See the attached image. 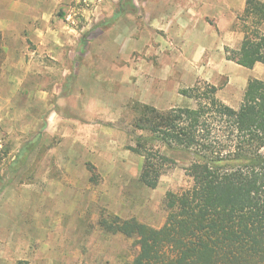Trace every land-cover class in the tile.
<instances>
[{"label":"rangeland","instance_id":"374dc122","mask_svg":"<svg viewBox=\"0 0 264 264\" xmlns=\"http://www.w3.org/2000/svg\"><path fill=\"white\" fill-rule=\"evenodd\" d=\"M246 2L0 0V78L22 76L28 110L26 136L0 130V264L135 258L136 238L102 220L161 227L168 192L193 185L186 168L198 156L151 140L174 162L147 186L145 158L131 147L151 133L134 121L145 104L195 105L180 89L197 84L216 85L240 107L249 81H264V63L247 68L227 57L243 41ZM122 4L133 11L109 23Z\"/></svg>","mask_w":264,"mask_h":264},{"label":"trees","instance_id":"16d2710c","mask_svg":"<svg viewBox=\"0 0 264 264\" xmlns=\"http://www.w3.org/2000/svg\"><path fill=\"white\" fill-rule=\"evenodd\" d=\"M131 11L119 5L109 23ZM240 19L243 41L227 48V57L253 68L264 63V0H247ZM218 90L211 84L181 88L195 105L167 111L141 106L134 127L151 135L141 134L131 149L145 158L147 186L157 187L174 162L151 140L193 150L198 159L186 168L193 185L168 192L161 227L137 218L102 220L107 230L136 238L139 252L126 264H264V81H249L238 109Z\"/></svg>","mask_w":264,"mask_h":264},{"label":"crops","instance_id":"0c3cea01","mask_svg":"<svg viewBox=\"0 0 264 264\" xmlns=\"http://www.w3.org/2000/svg\"><path fill=\"white\" fill-rule=\"evenodd\" d=\"M13 70L15 72L16 68L14 66L12 68L11 66L9 73H13ZM19 72L21 75L26 76L27 74L25 70H19ZM17 80L20 81V84L16 83ZM21 81L22 76L10 75L8 77L4 75L0 78V130L3 128L4 130L2 131L5 135L13 132H19V134L23 133L25 136L27 134L28 110L26 109V104L21 103L25 101L27 91L22 87ZM17 102H19L18 105ZM25 143H27V141ZM0 145H3L1 139Z\"/></svg>","mask_w":264,"mask_h":264},{"label":"built area","instance_id":"2783aa9c","mask_svg":"<svg viewBox=\"0 0 264 264\" xmlns=\"http://www.w3.org/2000/svg\"><path fill=\"white\" fill-rule=\"evenodd\" d=\"M0 147H2V146L0 145Z\"/></svg>","mask_w":264,"mask_h":264}]
</instances>
